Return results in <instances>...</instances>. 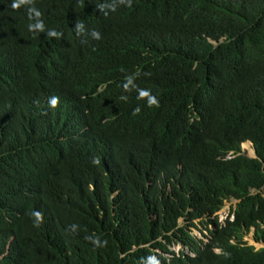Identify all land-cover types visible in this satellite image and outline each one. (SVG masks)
<instances>
[{"label":"trees","instance_id":"1","mask_svg":"<svg viewBox=\"0 0 264 264\" xmlns=\"http://www.w3.org/2000/svg\"><path fill=\"white\" fill-rule=\"evenodd\" d=\"M11 3L0 264H264V0Z\"/></svg>","mask_w":264,"mask_h":264},{"label":"clouds","instance_id":"2","mask_svg":"<svg viewBox=\"0 0 264 264\" xmlns=\"http://www.w3.org/2000/svg\"><path fill=\"white\" fill-rule=\"evenodd\" d=\"M31 3V0H12V3H11V8L14 9V10H18L19 8H21V5L23 4H29ZM126 6L128 7H131V3H128ZM35 12V14L38 16L40 13L38 11H36L35 9H29L28 10V16H29V19H31V15L32 13ZM35 27V28H39L41 31H43V25L41 24H36V25H31L29 24V30L31 31L32 28ZM83 29V23L82 22H77V26H76V31L77 33L79 34L81 32V30ZM56 33L54 31H51L48 33V36L49 37H52V36H55ZM92 36H93V39H96V40H99L101 39V34L98 32V31H93L92 33ZM125 87H127L125 85ZM150 89H147V90H144V89H141L139 91V97L138 99H147V102H148V105L151 107V106H159V101L157 100V98L153 95H150ZM58 101H59V98L58 97H52L51 99V106L52 107H56L57 104H58ZM140 112V108L137 107L136 109L133 110V115H136ZM94 164H99L100 163V160L98 157H95L93 158V161H92ZM38 225V224H37Z\"/></svg>","mask_w":264,"mask_h":264},{"label":"rangeland","instance_id":"3","mask_svg":"<svg viewBox=\"0 0 264 264\" xmlns=\"http://www.w3.org/2000/svg\"><path fill=\"white\" fill-rule=\"evenodd\" d=\"M251 147H253L252 144H251ZM250 149H251L250 146H247V147H245V146H244V147L241 146V151H242V153H244V154H246V155H248V156H253V153L250 151ZM235 202H236L235 200H232V203H235ZM229 206H230V201H227V202L224 204V206L222 207V209L219 211L218 215H217L218 220H221V219L223 218V216L225 215V213H226V211H227V209H228ZM180 223H181V224L183 223V220H182V219H180ZM199 226L201 227V224H200V223L197 224V227H196V228H198ZM196 228H193V227H192V228L190 229L191 233H192L193 235L197 236V237L202 238V236H203L204 234H201V232H200V228H198V229H196ZM204 233H205V232H204ZM245 239H246L250 244L254 245L256 248H259V247H262V246H263L262 243H260V242H256V241L253 239V232H252V230L249 232V234L246 235ZM169 248H170L171 250H174L175 252H178V250H180V249H184L185 251L187 250L186 247H184L183 245L178 244V243H173V244H171Z\"/></svg>","mask_w":264,"mask_h":264},{"label":"bare ground","instance_id":"4","mask_svg":"<svg viewBox=\"0 0 264 264\" xmlns=\"http://www.w3.org/2000/svg\"><path fill=\"white\" fill-rule=\"evenodd\" d=\"M251 144H252V142L249 141V140H247V141L242 142L241 146H243V147H244V146H245V147L250 146V148H252V147H251ZM252 146H253V144H252ZM253 147H254V146H253ZM225 216H226V215H224L223 218H222L221 220H219V221H223V219L225 218ZM191 228H192V227H191ZM193 228H196V227H193ZM198 228H200V226H199ZM198 228H196V229H198ZM202 238H203V236H202Z\"/></svg>","mask_w":264,"mask_h":264},{"label":"water","instance_id":"5","mask_svg":"<svg viewBox=\"0 0 264 264\" xmlns=\"http://www.w3.org/2000/svg\"><path fill=\"white\" fill-rule=\"evenodd\" d=\"M256 156V153L254 152V155H253V157H255Z\"/></svg>","mask_w":264,"mask_h":264}]
</instances>
